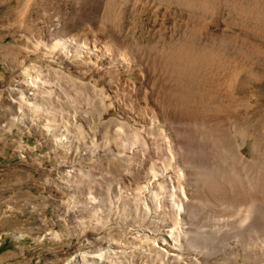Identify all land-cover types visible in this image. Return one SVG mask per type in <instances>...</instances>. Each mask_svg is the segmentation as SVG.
Returning a JSON list of instances; mask_svg holds the SVG:
<instances>
[{
  "label": "rangeland",
  "instance_id": "obj_1",
  "mask_svg": "<svg viewBox=\"0 0 264 264\" xmlns=\"http://www.w3.org/2000/svg\"><path fill=\"white\" fill-rule=\"evenodd\" d=\"M172 1L0 0V264H237L209 245L264 218V0Z\"/></svg>",
  "mask_w": 264,
  "mask_h": 264
},
{
  "label": "bare ground",
  "instance_id": "obj_2",
  "mask_svg": "<svg viewBox=\"0 0 264 264\" xmlns=\"http://www.w3.org/2000/svg\"><path fill=\"white\" fill-rule=\"evenodd\" d=\"M167 2H173L172 0H166ZM243 1V0H242ZM178 2V1H177ZM224 2V1H223ZM181 4L182 5H184L185 7L186 6H190V2L189 1H186V2H183V1H181ZM242 9V8H241ZM86 10H88V11H90V7H88ZM251 11V10H250ZM249 11V12H250ZM253 11V10H252ZM95 12V11H94ZM211 13V12H210ZM242 13V12H241ZM258 13V12H257ZM212 14V13H211ZM261 14V13H260ZM248 15V14H247ZM85 16V15H84ZM212 16V15H211ZM238 16V15H237ZM236 16V17H237ZM240 17V16H239ZM238 17V18H239ZM243 17V16H242ZM258 17V16H257ZM245 22V21H244ZM63 23V22H62ZM245 24V23H244ZM61 27L62 26H60V28L57 30V31H55V33L58 35L59 34V36H61V38H63L64 36H65V33L67 32V30L70 28V27H67V28H65V29H62L61 30ZM247 27V26H246ZM56 29H57V27H56ZM263 29V28H262ZM188 31V30H187ZM186 31V32H187ZM48 32V31H47ZM65 32V33H64ZM51 33V32H50ZM64 34V35H63ZM92 38V37H91ZM119 38V37H118ZM66 39V38H65ZM63 40V39H62ZM119 40H122L121 38L119 39ZM124 40V39H123ZM121 42V41H120ZM174 43V42H173ZM177 43V42H176ZM56 44V43H55ZM164 44H166V43H164ZM46 45V44H45ZM48 45V44H47ZM57 45V44H56ZM69 45H71V43L69 44ZM79 45V44H78ZM77 45V46H78ZM119 45V44H118ZM88 46V45H87ZM132 46V45H131ZM51 47H52V45H51ZM64 47L65 46H62V47H60L61 49H60V52H59V55H57V56H60V57H58L57 59H61L62 61H64V59H63V56L66 54V52H65V50L63 51L62 49H64ZM98 47V46H97ZM107 47V46H106ZM177 47V46H176ZM186 47H188V46H186ZM185 47V48H186ZM48 48H50L49 46H48ZM66 48V47H65ZM113 48V47H112ZM111 48V49H112ZM140 48V47H139ZM164 48V47H163ZM167 48V47H166ZM179 48V47H178ZM183 48V47H182ZM184 48V49H185ZM44 49H45V47H44ZM55 49V48H54ZM73 49V48H72ZM78 49V48H77ZM76 49V50H77ZM81 49V48H80ZM83 49V48H82ZM114 49V48H113ZM165 49V48H164ZM169 49V48H168ZM176 49V48H175ZM53 50V49H52ZM56 50V49H55ZM62 50V51H61ZM67 50V49H66ZM84 50H85V48H84ZM83 50V51H84ZM107 50V49H106ZM140 50V52H138V53H140V58L139 59H141V62L142 63H144L145 65L146 64H150V62H152L154 65L156 64V63H158V60H160V61H163L161 58H160V55L162 54H160V53H158V51H157V49H148V48H146V47H144V48H142V49H139ZM172 50H174V49H172ZM177 51H178V49H176ZM68 51V50H67ZM72 51V50H71ZM102 51V50H101ZM110 51H112V50H110ZM132 51H133V49H132ZM170 51V50H169ZM53 52H54V50H53ZM64 52V53H63ZM81 52V51H80ZM87 52H88V50H87ZM115 52H117V51H115ZM174 52V51H173ZM178 52H180V50L178 51ZM182 52V51H181ZM47 53V52H46ZM51 53V52H50ZM83 53H85V52H83ZM108 53V52H107ZM142 53L145 55H143L142 56ZM166 53V52H165ZM170 53V52H169ZM175 53H176V51H175ZM183 53V52H182ZM182 53H181V56H183V55H186L185 53L182 55ZM53 54V53H52ZM87 54V53H86ZM190 54V53H189ZM196 54V53H195ZM49 55V54H48ZM99 55V54H98ZM155 55V56H154ZM172 55V54H171ZM170 55V56H171ZM55 56V55H54ZM108 56V55H107ZM69 57V56H68ZM162 57V56H161ZM188 57H189V55H188ZM207 57V56H206ZM48 58V57H47ZM51 58V57H50ZM123 58V57H122ZM168 58H169V56H168ZM171 58V57H170ZM217 58V57H216ZM136 59V58H135ZM164 59V58H163ZM173 59V58H172ZM180 59H183V58H180ZM185 59V58H184ZM128 60V59H127ZM165 60V59H164ZM167 61V63H169L168 64V66H171V71L172 72H174L173 70H175L176 69V66H178L179 67V65L181 66L182 64L181 63H179V64H176V63H171V61L172 60H169V59H167L166 60ZM180 61V60H179ZM190 61V60H189ZM65 62V61H64ZM75 62V61H74ZM140 62V63H141ZM175 62V61H174ZM187 62V61H186ZM66 63V62H65ZM126 63V62H125ZM62 64H64V63H62ZM116 64V63H115ZM184 64H185V61H184ZM210 64H212V63H210ZM69 65V64H68ZM123 65H125V64H123ZM140 66H141V64H139ZM152 65V64H151ZM149 66V65H148ZM211 66V65H210ZM28 67V66H27ZM40 67V66H39ZM62 67V66H61ZM119 67H121V66H119ZM163 67H164V65H163ZM167 67V66H166ZM166 67L164 68V69H166ZM189 67V66H188ZM193 67V66H192ZM29 68V67H28ZM50 70H53L52 68H49ZM49 69H48V71H49ZM60 69V68H59ZM47 70V69H46ZM60 70H62V69H60ZM98 70V69H97ZM54 72H56L60 77H62V78H64L65 80L67 79V80H69V84H71L73 87H75L74 88V90L73 91H75L76 93H79V92H81V91H83L82 89H84L83 87H85V88H87L88 86L86 85V84H76L77 86H75V83L74 82H72L73 80H71L70 78H67L66 77V75L64 76V75H62V73L63 74H66V72H61V73H58V71H55V70H53ZM67 71V70H66ZM149 72V71H148ZM38 73V72H37ZM115 74V73H114ZM152 74V73H151ZM172 74V73H171ZM28 75H30L29 76V78L28 79H26L25 81H27V84L28 85H30V87H31V89L34 91L36 88H37V86L39 87L40 85H38V83L39 82H41V81H38L37 80V75H31V72H28ZM22 76V75H21ZM149 76H151L150 74H149ZM227 77V76H226ZM158 79H160V78H158ZM161 80V79H160ZM79 81V80H78ZM71 82V83H70ZM161 85L160 86H163V87H165V85H164V80H161ZM170 82V81H169ZM78 83V82H77ZM166 83V82H165ZM168 84V83H167ZM166 84V85H167ZM23 85V84H22ZM26 85V84H25ZM46 85V84H45ZM159 85V84H158ZM44 87V86H43ZM171 87V86H170ZM54 88V87H53ZM71 88V87H70ZM27 89V88H26ZM129 89V88H128ZM203 89V88H202ZM55 90L56 89H54V91L52 90L51 91V93H50V95L52 96V98L53 99H56L55 98V95L53 94V93H55ZM25 90H23V92H24ZM38 91V90H37ZM77 91H79V92H77ZM157 91V90H156ZM47 92H49V87L47 88ZM165 91H164V88L162 89V91H161V93H162V98H156V99H158V100H163L164 101V98H165V93H164ZM14 93V92H13ZM37 93H39V92H37ZM71 93V92H70ZM15 94V93H14ZM29 94H31V93H29ZM74 95V94H73ZM86 95V94H85ZM123 96V95H122ZM170 97H171V95H169ZM28 97V96H27ZM32 97H35V93H33L32 92ZM41 98V97H40ZM166 98H168L167 96H166ZM166 98H165V101H166ZM18 99V98H17ZM153 99H155V97L153 98ZM156 99H155V101H156ZM24 100V99H23ZM34 100V99H33ZM36 100V99H35ZM34 100V101H35ZM145 100V99H144ZM168 100V99H167ZM176 100V99H175ZM174 100V101H175ZM57 102V100H55L53 103H56ZM166 102H169V101H166ZM173 102V101H172ZM23 103V102H22ZM22 103H21V105H22ZM170 103V102H169ZM18 104V103H17ZM25 104V103H24ZM36 104V103H35ZM169 105V104H168ZM17 106V105H16ZM30 106V105H29ZM33 106V105H32ZM21 107V106H20ZM24 107V106H23ZM37 108V107H36ZM28 109V108H27ZM42 109V108H41ZM52 111H54V112H56L58 109L56 108V107H54V108H50ZM38 110V109H37ZM47 110V109H46ZM174 110V109H173ZM29 111V110H28ZM38 113H39V111H37ZM46 112V111H45ZM49 112V111H48ZM127 112V111H126ZM166 112V114H165V116H167V118H166V120L168 119L169 120V118L168 117H170L171 118V114L172 113H174V111L172 112V110H170V111H165ZM163 113V112H162ZM26 114V113H25ZM28 114H30L29 112H28ZM28 114H26V115H28ZM32 114V113H31ZM52 114V113H51ZM40 115V114H39ZM42 115V114H41ZM164 115V114H163ZM32 116V115H31ZM22 117H23V115H22ZM28 118V117H27ZM32 118V117H31ZM29 119H30V117H29ZM173 120V119H172ZM183 123V122H182ZM178 124H179V122H178ZM173 127V126H172ZM176 126H174V131L175 132H177V135L179 136L178 138H179V141L181 142V144H182V147H183V149L185 148V146H186V144H185V138L184 137H186L187 136V133H185V131H183V132H179V131H176V128H175ZM179 128H180V130L181 129H183V125H179ZM180 134H179V133ZM185 133V134H184ZM186 139H188V138H186ZM183 151V150H182ZM196 155V154H195ZM198 157H200V156H198ZM191 159V158H190ZM254 159V158H253ZM192 160V159H191ZM262 165V164H261ZM260 174V173H259ZM171 180V179H170ZM177 180V179H176ZM171 182V181H170ZM172 183V182H171ZM197 184H199V183H197ZM175 185V184H174ZM192 186V185H191ZM198 189V188H197ZM210 191V190H209ZM195 194V193H194ZM210 195V194H209ZM170 197V196H169ZM173 198V197H172ZM174 199V198H173ZM185 199H186V197H185ZM207 199V198H206ZM178 201V200H177ZM216 201V200H215ZM186 202V201H185ZM176 203V202H175ZM192 204V203H191ZM194 204V203H193ZM166 205V204H165ZM168 205V204H167ZM193 206V205H192ZM194 208V207H193ZM196 208V207H195ZM193 210H195V209H193ZM197 210V209H196ZM195 213V212H194ZM261 217V216H260ZM257 218H259V217H257ZM253 220L251 221V224L249 225V226H246V227H244V228H240V229H236V232L232 235V236H229L228 234L229 233H227L226 231L224 232V230L222 231V232H218V233H216V236L214 237V239L215 238H218V240H220V241H218V242H216V244H213V242L209 245V249H213V251H210V256L211 255H213L214 253H217L218 252V250H220V249H222L221 248V246L223 245V243H227V246H229V244L231 243V248H233V249H231V252H232V250H233V254L235 253V256H236V259H237V264H264V226H261L260 225V223L262 222V220H264V218L263 217H261V218H259L260 220H258V219H256L255 218V220H254V218H252ZM195 220V219H194ZM259 222V223H258ZM263 224V223H262ZM169 226V225H168ZM192 228V227H191ZM222 233V234H221ZM233 233V232H232ZM196 235V234H195ZM199 235V234H198ZM198 235H196V236H198ZM203 235V234H202ZM201 235V236H202ZM205 238H206V236H204ZM204 237H202V238H204ZM211 236H207V238H206V240L208 239V241H210L211 239H212V237L210 238ZM227 237H229V239L225 242V239H227ZM231 237L233 238V240H231ZM150 238H151V240H153L154 241V243L153 244H151V253H154V255H155V257H156V254L158 255H162V256H164L165 254L166 255H169V253H171L170 251H173L174 250V246H180L181 245V243H180V241L178 242V240H180V238L178 239L177 238V236L175 235L174 236V231L173 230H165V234H164V236H157V235H151L150 236ZM184 238V237H183ZM190 238V237H189ZM197 238V237H196ZM202 238H201V241H202ZM189 240V239H188ZM191 240V239H190ZM200 240V239H199ZM205 240V241H206ZM203 241H204V239H203ZM204 241V242H205ZM197 242V241H196ZM145 243V242H144ZM193 243V242H192ZM195 243V242H194ZM198 243V242H197ZM196 245V244H195ZM142 246V245H141ZM105 247V246H104ZM145 247V246H144ZM149 247V248H150ZM97 248V247H96ZM143 248V247H142ZM146 248V247H145ZM138 250V251H136V252H139V253H141V254H143V252H141L142 250H139V248H134V249H132L131 251H133V250ZM228 249H229V247H228ZM223 251H226L227 252V250L226 249H222ZM124 251H126L125 249L123 250V251H121V250H114V248H112L111 247V249H107V248H102V249H100V250H93L92 249V252H93V254L91 255L90 253L88 254V252H83V253H81V254H79V255H77V257H76V259H75V263H77V264H113L114 263V261L113 260H111L112 258H113V256H115V254H117V253H119V254H121V256L123 255V256H125V252ZM128 251V250H127ZM131 251H128V252H131ZM230 251V250H229ZM121 252V253H120ZM221 252V251H220ZM141 254H140V256H141ZM164 254V255H163ZM153 255V254H152ZM151 255V256H152ZM227 255V254H226ZM171 256V255H170ZM169 256V257H170ZM182 256V255H181ZM234 256V257H235ZM117 257V256H116ZM171 257H173V258H175V257H177V254L175 255V253H174V255L172 254V256ZM198 257V256H197ZM219 257V256H218ZM233 257V256H232ZM115 258V257H114ZM149 258H151V257H149ZM216 258V257H215ZM117 259V258H116ZM115 259V260H116ZM199 259V258H198ZM150 260V259H149ZM187 260L188 261H191V262H193L191 259H190V257H188L187 258ZM221 260H223V259H221ZM196 261V260H195ZM202 261V260H201ZM206 262V261H205ZM204 262V263H205ZM229 262V261H228ZM227 262V263H228ZM248 262V263H247ZM180 263H182V262H180ZM187 263V262H186ZM202 263V262H201ZM208 263H212V262H208ZM231 264V263H230Z\"/></svg>",
  "mask_w": 264,
  "mask_h": 264
}]
</instances>
